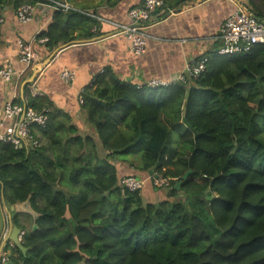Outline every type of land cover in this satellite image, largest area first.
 I'll use <instances>...</instances> for the list:
<instances>
[{
    "label": "trees",
    "instance_id": "1",
    "mask_svg": "<svg viewBox=\"0 0 264 264\" xmlns=\"http://www.w3.org/2000/svg\"><path fill=\"white\" fill-rule=\"evenodd\" d=\"M44 1L0 0V11ZM247 1L261 21L264 0ZM98 24L55 9L37 39L53 51L90 39ZM218 46L185 82L149 86L97 72L80 92L97 141L53 128L43 98L24 87L23 102L47 121L29 150L0 142V186L38 214L22 236L27 252L15 246L6 264H264V43L234 55H217ZM127 155L139 160L130 166L169 178L165 198L145 201L142 189L118 185L133 174H118L112 160Z\"/></svg>",
    "mask_w": 264,
    "mask_h": 264
},
{
    "label": "crops",
    "instance_id": "2",
    "mask_svg": "<svg viewBox=\"0 0 264 264\" xmlns=\"http://www.w3.org/2000/svg\"><path fill=\"white\" fill-rule=\"evenodd\" d=\"M165 7L157 9L146 25L149 38L142 55H134L130 50V41L111 25L98 21L94 35L90 39L76 38L67 44H60L53 51H48L43 42L37 39L40 31L46 29L55 8L47 2H35L32 17L25 23L19 22L14 10L3 8L0 11V67L9 66L16 72L12 84L0 78V121L5 102L12 100L16 92V101H25L24 87L31 97H41L50 108L51 125L59 132L73 128L74 135H88L94 141L97 136L93 127L86 122L85 112L79 102L80 92L103 69H109L115 76L135 84L150 79H160L167 84L173 82L185 69L186 65L196 62L199 57L215 50L219 45L216 39L224 18L230 14L238 2L248 8L247 0H164ZM80 11H85L103 19L128 23L127 11L130 7L141 4L142 0H61ZM170 8L165 16L156 14ZM177 8L178 10H174ZM249 10V9H248ZM250 11V10H249ZM252 12V11H250ZM253 13V12H252ZM264 24V17L261 19ZM77 32H73L75 35ZM28 45L33 53L31 67L23 70L19 62L20 45ZM57 50V51H56ZM238 54V53H235ZM217 55H219L217 53ZM234 55V54H231ZM46 62V63H45ZM45 63V64H44ZM44 64V65H43ZM38 70V71H37ZM74 72L72 81H65L61 74ZM32 77L31 81L25 82ZM8 122L3 121V125ZM1 132V127H0ZM41 146L51 157V150L46 138L41 137ZM138 160L135 156H117L113 163L118 174L132 173L145 178L147 171H140L130 163ZM145 201L162 199L161 190L146 179L140 191ZM11 194L0 186V258L10 255L17 246L13 238L20 232L33 229L36 225L37 212L29 208L26 199L12 200ZM19 229V233L14 230ZM35 229V228H34ZM22 240V239H21ZM21 240H18L21 243ZM13 247L10 248L9 245ZM23 246V245H22ZM18 247V246H17ZM21 251V250H20ZM22 252V251H21ZM27 249L25 252L26 253ZM1 261V260H0Z\"/></svg>",
    "mask_w": 264,
    "mask_h": 264
},
{
    "label": "built area",
    "instance_id": "3",
    "mask_svg": "<svg viewBox=\"0 0 264 264\" xmlns=\"http://www.w3.org/2000/svg\"><path fill=\"white\" fill-rule=\"evenodd\" d=\"M55 9L70 10L76 9L65 2L56 0H46ZM163 8L162 0H142L141 5L130 7L127 11V17L130 22L120 23L103 19L99 16L82 11L86 15L95 18L98 21L105 22L111 25L120 34L124 35L130 41V50L134 55H142L146 49V40L149 35L146 30V23L153 18L157 9ZM77 10V9H76ZM34 12V5L24 3L16 8L14 15L16 19L21 22H27ZM1 20V19H0ZM216 39L219 42L217 52L219 55H231L235 53H242L249 51L254 44L264 43V24L259 21L256 16L248 10L244 3L238 2L235 9L228 14L219 27ZM45 38L40 39L41 42ZM19 62L24 65L22 72L31 67L33 60V53L31 48L26 44L20 45ZM206 57H202L199 61L186 65L185 69L176 77L178 82H185L190 78H197L205 69ZM16 72L11 67H0V78L12 84L16 88L18 82L14 80ZM65 81H72L74 72L65 71L61 74ZM167 85L166 82L158 79H152L147 82L149 86ZM16 99V92L12 100L4 103L2 108V122L0 121V142H9L14 148L31 149L38 145V141L34 136V131L37 126H44L47 121V116L42 111H36L26 103H19ZM79 102H82V96L79 95ZM3 121H7L3 125ZM146 179H151V184L154 188H161L168 177H164L158 171H151ZM137 175H126L119 179L118 185L122 189L129 191H140L146 180ZM23 232H20L18 240L22 239ZM13 247L12 244L9 245ZM0 264H6L9 260V255H1Z\"/></svg>",
    "mask_w": 264,
    "mask_h": 264
},
{
    "label": "water",
    "instance_id": "4",
    "mask_svg": "<svg viewBox=\"0 0 264 264\" xmlns=\"http://www.w3.org/2000/svg\"><path fill=\"white\" fill-rule=\"evenodd\" d=\"M57 51V50H56ZM46 63V62H45ZM44 63V64H45ZM43 64V65H44ZM38 71V70H37ZM32 80V77L29 79V80H27V81H25V82H28V81H31ZM149 173H151V171H148ZM189 172H187V173H185L184 175H183V179L184 178H186V176H187V174H188ZM179 184H180V181H178L176 184H175V188H178V186H179ZM26 203H27V205L29 206V208H31L30 207V205H29V201H26ZM34 228H36V225H33V229ZM14 230L17 232L16 234H18L19 233V229L18 228H16V227H14ZM17 237V236H16ZM13 238L12 240L14 241V243L18 246V248L22 251V252H25L26 251V248L25 247H23L22 246V244L21 243H19L18 242V238Z\"/></svg>",
    "mask_w": 264,
    "mask_h": 264
},
{
    "label": "rangeland",
    "instance_id": "5",
    "mask_svg": "<svg viewBox=\"0 0 264 264\" xmlns=\"http://www.w3.org/2000/svg\"><path fill=\"white\" fill-rule=\"evenodd\" d=\"M73 8H75V7H73ZM77 9V8H76ZM153 79V78H152ZM152 79H150V80H148L147 82H149V81H151ZM158 80H160V79H158ZM173 137H174V140H176V135L174 134L173 135ZM174 144V143H173ZM174 146H176L175 144H174ZM134 162H135V164H137V163H139V160H134ZM148 172V171H147ZM149 173V172H148ZM150 174V173H149ZM150 184H151V179H150ZM151 186H152V184H151ZM153 187V186H152ZM158 189H160L162 192H161V195H162V198H165V196H166V194H165V189L164 188H158Z\"/></svg>",
    "mask_w": 264,
    "mask_h": 264
}]
</instances>
